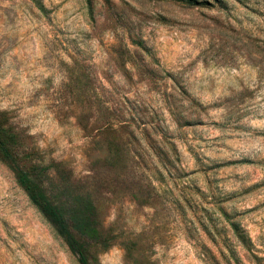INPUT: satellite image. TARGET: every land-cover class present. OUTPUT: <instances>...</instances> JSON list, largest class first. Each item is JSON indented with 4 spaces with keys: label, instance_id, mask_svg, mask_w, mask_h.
<instances>
[{
    "label": "rangeland",
    "instance_id": "rangeland-1",
    "mask_svg": "<svg viewBox=\"0 0 264 264\" xmlns=\"http://www.w3.org/2000/svg\"><path fill=\"white\" fill-rule=\"evenodd\" d=\"M0 128L92 264H264V0H0ZM0 264H80L1 158Z\"/></svg>",
    "mask_w": 264,
    "mask_h": 264
},
{
    "label": "trees",
    "instance_id": "trees-1",
    "mask_svg": "<svg viewBox=\"0 0 264 264\" xmlns=\"http://www.w3.org/2000/svg\"><path fill=\"white\" fill-rule=\"evenodd\" d=\"M16 149V142L0 128V158L12 170L17 183L26 192L31 203L53 225L70 251L77 256L79 263L92 264L88 249L73 233L68 221L52 206L43 193L38 183L43 174V167L40 164L31 163L28 156H21ZM234 230L238 240L246 245L249 239L241 234L236 227Z\"/></svg>",
    "mask_w": 264,
    "mask_h": 264
}]
</instances>
